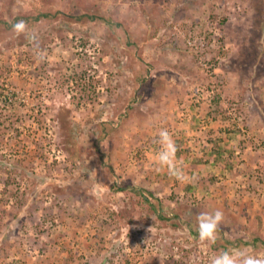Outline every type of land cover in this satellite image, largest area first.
<instances>
[{
    "label": "rangeland",
    "instance_id": "374dc122",
    "mask_svg": "<svg viewBox=\"0 0 264 264\" xmlns=\"http://www.w3.org/2000/svg\"><path fill=\"white\" fill-rule=\"evenodd\" d=\"M161 128L183 181L156 171ZM216 210L210 245L196 217ZM263 241L264 0H0V264H210Z\"/></svg>",
    "mask_w": 264,
    "mask_h": 264
},
{
    "label": "clouds",
    "instance_id": "9594fccd",
    "mask_svg": "<svg viewBox=\"0 0 264 264\" xmlns=\"http://www.w3.org/2000/svg\"><path fill=\"white\" fill-rule=\"evenodd\" d=\"M12 31L18 37L23 35L25 39L32 42L37 58L44 59L39 48L38 34L29 28L26 21L18 20L13 23ZM155 143L159 145V150L155 154L156 171L166 169L168 174L177 180L187 179L182 163L177 160L178 148L171 133L166 128H161ZM223 219V212L219 210L198 214L196 217L198 239L210 245L215 244ZM210 264H264V255L250 253L243 249L221 250L211 257Z\"/></svg>",
    "mask_w": 264,
    "mask_h": 264
},
{
    "label": "trees",
    "instance_id": "16d2710c",
    "mask_svg": "<svg viewBox=\"0 0 264 264\" xmlns=\"http://www.w3.org/2000/svg\"><path fill=\"white\" fill-rule=\"evenodd\" d=\"M37 18H38V16L34 17V19H37ZM18 19H20V18L18 17L15 20H18ZM263 244H264V241H263Z\"/></svg>",
    "mask_w": 264,
    "mask_h": 264
}]
</instances>
